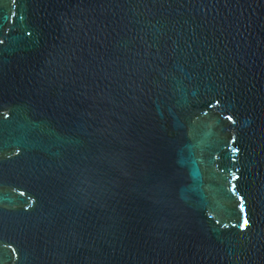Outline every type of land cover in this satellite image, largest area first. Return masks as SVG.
Returning <instances> with one entry per match:
<instances>
[{"label": "water", "instance_id": "95a60500", "mask_svg": "<svg viewBox=\"0 0 264 264\" xmlns=\"http://www.w3.org/2000/svg\"><path fill=\"white\" fill-rule=\"evenodd\" d=\"M0 264H264V0H0Z\"/></svg>", "mask_w": 264, "mask_h": 264}, {"label": "snow or ice", "instance_id": "6c2138e0", "mask_svg": "<svg viewBox=\"0 0 264 264\" xmlns=\"http://www.w3.org/2000/svg\"><path fill=\"white\" fill-rule=\"evenodd\" d=\"M247 223V221H245V224Z\"/></svg>", "mask_w": 264, "mask_h": 264}]
</instances>
